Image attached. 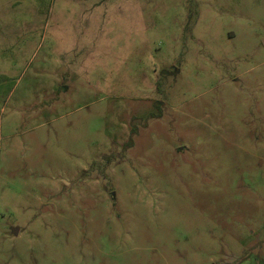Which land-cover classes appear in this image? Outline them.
<instances>
[{
  "label": "rangeland",
  "instance_id": "374dc122",
  "mask_svg": "<svg viewBox=\"0 0 264 264\" xmlns=\"http://www.w3.org/2000/svg\"><path fill=\"white\" fill-rule=\"evenodd\" d=\"M0 264H264V0H0Z\"/></svg>",
  "mask_w": 264,
  "mask_h": 264
},
{
  "label": "water",
  "instance_id": "95a60500",
  "mask_svg": "<svg viewBox=\"0 0 264 264\" xmlns=\"http://www.w3.org/2000/svg\"><path fill=\"white\" fill-rule=\"evenodd\" d=\"M17 229H18V227H13L12 228V230H13L14 233L16 232Z\"/></svg>",
  "mask_w": 264,
  "mask_h": 264
}]
</instances>
